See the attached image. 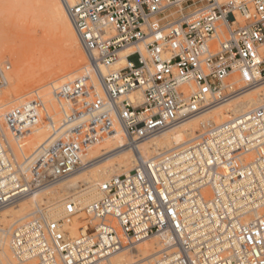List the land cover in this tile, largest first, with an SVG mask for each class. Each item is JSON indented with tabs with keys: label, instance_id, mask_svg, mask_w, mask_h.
<instances>
[{
	"label": "built area",
	"instance_id": "2783aa9c",
	"mask_svg": "<svg viewBox=\"0 0 264 264\" xmlns=\"http://www.w3.org/2000/svg\"><path fill=\"white\" fill-rule=\"evenodd\" d=\"M69 14L89 70L54 90L57 118L36 94L4 115L14 142L37 125L48 136L19 162L0 129V210L88 168L117 129L139 162L86 207L68 198L57 218L35 207L11 229L14 258L107 264L125 243L161 237L154 264H264V214L252 216L264 199V104L156 156L137 149L264 84V0H74ZM9 70L0 62V88Z\"/></svg>",
	"mask_w": 264,
	"mask_h": 264
},
{
	"label": "bare ground",
	"instance_id": "6f19581e",
	"mask_svg": "<svg viewBox=\"0 0 264 264\" xmlns=\"http://www.w3.org/2000/svg\"><path fill=\"white\" fill-rule=\"evenodd\" d=\"M44 1L46 4L45 7L51 19L54 23L61 27L68 42L78 49L81 47V50L88 62L81 39L77 34L69 14V6L73 5L74 0ZM125 55L126 52H121L119 54L118 60L114 64V68L123 66ZM5 81L6 83L3 87L8 85V78L6 75ZM34 94L41 98L37 92H34ZM131 99L136 103H140L142 101V96L139 92H136L131 95ZM3 104V101H1L0 111ZM262 104H264V84L233 98L227 103L211 109L207 113L186 122L167 133L141 143L137 149L143 158L156 156L180 146L189 139L193 138L194 135L201 130L202 126L207 127L209 125H219L229 119L242 116ZM1 114L2 112H0V129L9 141L8 143L19 162L26 156L30 155L48 136V128H42L36 132L35 135H32L33 137L29 141L20 143L14 142L3 123L4 116ZM117 133L118 134L116 136L104 141V148L100 149L101 143L91 149L93 151H97L96 156L92 159H98L88 168L76 172L42 191L30 195L29 197L33 196L31 198L26 197L22 199L15 206H8L0 210V264H26L24 262H18L14 258L10 250L9 241H7L5 237H7L8 234L10 236L12 227L26 219L39 203L42 202L41 204H48L51 206L50 214L53 218H57L62 213V203L66 199L73 198L82 207H86L97 199L96 188L100 183L108 181L111 178L121 177L132 171L137 162H139L138 153L135 150H129L128 148H120L124 144L125 139L122 132L118 129ZM80 175L83 177V183H79L75 180V178ZM70 179H73L74 181L67 182ZM62 183H64V185L59 187V191L56 192L52 190V188L58 187ZM65 186L72 187V190H76L78 188L79 190L74 193L72 192L71 194V192L69 193V191H65ZM260 196L261 195H256L257 198ZM30 204H35L36 206L29 211L28 205ZM263 205L264 199L256 201L255 210L252 212V216L261 215V212L259 214L258 210ZM243 212L250 213V209H246ZM81 214L83 213H80L79 215ZM13 219L15 220L11 224L10 229H7L5 226L6 222ZM72 226L74 225L72 224L70 228ZM70 228V233L73 235L74 231L71 232L73 228ZM162 249L163 243L161 237H153L150 239L140 240L138 242H127L121 249L113 253L108 258L107 264H152L153 259H155V255ZM135 256H140V259L133 260ZM13 259L16 262H14Z\"/></svg>",
	"mask_w": 264,
	"mask_h": 264
},
{
	"label": "rangeland",
	"instance_id": "374dc122",
	"mask_svg": "<svg viewBox=\"0 0 264 264\" xmlns=\"http://www.w3.org/2000/svg\"><path fill=\"white\" fill-rule=\"evenodd\" d=\"M45 6L44 0H0V62L10 65V70L5 74L8 85L0 88V102L4 103L0 112L3 116L33 98L34 92H37L47 109L57 118L60 110L54 100V90L89 70L81 47L78 49L67 41L61 27L54 23ZM42 128L47 126H33L23 142L29 141ZM104 146L103 142L99 148ZM96 152L90 150L88 158H94ZM82 179L81 175L75 178L79 183H83ZM73 181L70 179L67 182ZM62 185L64 183L52 190L57 192ZM66 187L65 191L71 194L79 190ZM35 206L28 205V210ZM260 212L264 214V209L258 210ZM79 217L87 219L85 213ZM15 219L6 222L7 229H10ZM73 225L70 229L73 228L71 232L74 231L73 235L76 236L82 223L77 220ZM5 239L9 241V234ZM138 259L140 256L133 258Z\"/></svg>",
	"mask_w": 264,
	"mask_h": 264
}]
</instances>
